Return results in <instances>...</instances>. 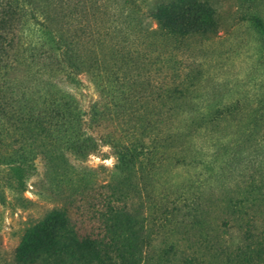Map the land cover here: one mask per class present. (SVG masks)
<instances>
[{"label": "trees", "instance_id": "1", "mask_svg": "<svg viewBox=\"0 0 264 264\" xmlns=\"http://www.w3.org/2000/svg\"><path fill=\"white\" fill-rule=\"evenodd\" d=\"M100 2L0 0V174L22 192L27 170L40 157L45 176L56 183L62 196L61 205L53 206L28 228L9 264H264L256 261L260 258L261 232L253 228L245 230L239 245L240 241L233 244L218 229L193 227L190 237L180 238L195 247L190 255H176L180 239L164 247L157 260L142 255L146 247H153L154 240L152 229L145 227L147 218L137 200L140 187L133 181L132 167L144 168L156 159L169 158L178 140L189 131L178 129L183 125L172 126V120L159 112L161 96L181 93L175 87L167 88L161 76L165 71L162 62L152 74L129 67L126 72L119 71L118 60L122 61L123 55L115 45L106 44L110 28L104 26L106 10ZM214 11L204 0L161 1L152 15L162 34L155 30L150 34L162 40L171 35L216 34ZM160 41L158 47L165 45ZM104 46L109 56L101 52ZM80 74L93 83L99 95L87 111L67 89V85L81 84ZM135 88L140 91L138 97L133 96ZM144 98L149 107L142 115L139 107L145 106L133 105ZM178 100L171 98L175 105ZM175 105L169 104L167 110L176 111ZM132 111L137 112V121ZM205 121L191 120L190 131ZM131 122L133 132L125 141L121 125ZM102 125L112 126L98 139L117 155L118 172L103 185L109 192L99 218L101 228L94 234L82 233L70 215L76 198L72 195L84 193L92 184L84 180L69 156L84 159L94 153L97 137L87 129ZM147 182H142L145 192ZM191 205L187 210L164 205L162 218H155V233H168L165 228L173 222L177 226L184 219L191 222ZM199 247L201 259L197 258Z\"/></svg>", "mask_w": 264, "mask_h": 264}, {"label": "rangeland", "instance_id": "2", "mask_svg": "<svg viewBox=\"0 0 264 264\" xmlns=\"http://www.w3.org/2000/svg\"><path fill=\"white\" fill-rule=\"evenodd\" d=\"M161 1L170 0L100 2L106 10L104 26L110 28L106 44L115 45L123 55V60H118L119 71L149 70L152 74L162 62L165 71L161 76L167 88L175 87L181 93L161 96L163 106L159 112L172 120V126L183 125L178 129L189 131L178 140L169 158L156 159L152 166L145 164L144 168L132 167L133 181L140 187L137 200L147 218L145 227L152 229L150 236L154 240L153 247H146L142 255L157 260L170 242L188 234L190 237L193 227L218 229L233 244L240 241L239 245L245 230L253 228L261 232V249L257 251L260 258H252L264 261V0H204L215 9L216 34L171 35L163 40L150 34L152 30L162 34L152 15ZM27 38L30 41L33 37ZM159 41L165 45L158 47ZM106 46L101 52L109 56ZM78 78L81 84L67 85V89L87 111L99 95L85 75ZM132 93L138 97L140 91L135 88ZM176 97L179 100L175 105L171 98ZM146 99L133 105L145 106L139 107L142 115L149 107L144 103ZM169 104L175 105L176 111H168ZM132 112L137 121V112ZM191 120L207 121L195 124L197 128L190 131ZM133 122L121 125L125 141L133 132ZM110 128L102 125L87 129L97 137L98 149L84 159L69 156L84 180L92 184L84 193L72 195L76 198L70 215L82 233L94 234L101 228L99 218L109 192L103 185L118 172L117 155L109 144L98 139ZM44 172V161L37 157L25 174L22 192L0 174V264L11 263L13 251L28 228L53 206L61 205L60 188ZM144 179L148 181L146 192ZM71 189L66 188L67 193ZM164 205H177L183 210L191 205L194 219H184L178 226L168 224L165 229L170 231L166 234L155 233V218H162ZM180 240L176 255H190L195 247L188 246L191 241ZM200 248L198 259L202 256Z\"/></svg>", "mask_w": 264, "mask_h": 264}]
</instances>
